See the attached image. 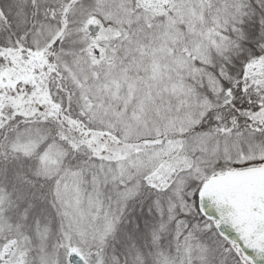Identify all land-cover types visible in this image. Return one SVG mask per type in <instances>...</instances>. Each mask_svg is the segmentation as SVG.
Wrapping results in <instances>:
<instances>
[{
	"label": "snow or ice",
	"instance_id": "6c2138e0",
	"mask_svg": "<svg viewBox=\"0 0 264 264\" xmlns=\"http://www.w3.org/2000/svg\"><path fill=\"white\" fill-rule=\"evenodd\" d=\"M0 264H264V0H0Z\"/></svg>",
	"mask_w": 264,
	"mask_h": 264
}]
</instances>
